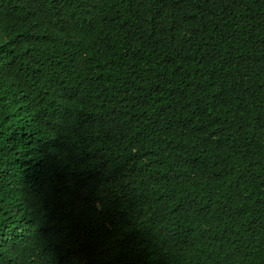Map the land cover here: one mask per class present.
Masks as SVG:
<instances>
[{
    "label": "trees",
    "instance_id": "16d2710c",
    "mask_svg": "<svg viewBox=\"0 0 264 264\" xmlns=\"http://www.w3.org/2000/svg\"><path fill=\"white\" fill-rule=\"evenodd\" d=\"M0 264H264V0H0Z\"/></svg>",
    "mask_w": 264,
    "mask_h": 264
}]
</instances>
